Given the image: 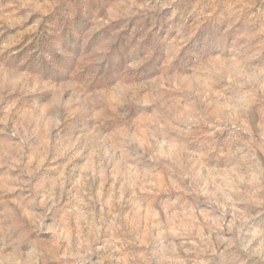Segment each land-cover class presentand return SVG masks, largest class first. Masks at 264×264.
<instances>
[{
  "label": "rangeland",
  "instance_id": "374dc122",
  "mask_svg": "<svg viewBox=\"0 0 264 264\" xmlns=\"http://www.w3.org/2000/svg\"><path fill=\"white\" fill-rule=\"evenodd\" d=\"M0 264H264V0H0Z\"/></svg>",
  "mask_w": 264,
  "mask_h": 264
}]
</instances>
